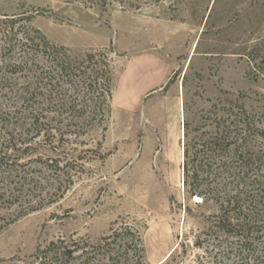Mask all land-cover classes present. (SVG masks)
I'll list each match as a JSON object with an SVG mask.
<instances>
[{
  "label": "rangeland",
  "instance_id": "obj_1",
  "mask_svg": "<svg viewBox=\"0 0 264 264\" xmlns=\"http://www.w3.org/2000/svg\"><path fill=\"white\" fill-rule=\"evenodd\" d=\"M96 2L0 0L1 19L21 18L75 56L113 52L115 68L112 117L67 146L76 160L24 127L7 133L32 146L15 157L41 206L0 209V264L59 238L97 243L122 225L140 231L147 264H222L219 207L187 195L184 149L222 136L228 103L264 113V71L249 56L264 38V0ZM11 29L0 25V45ZM151 72L161 87H147Z\"/></svg>",
  "mask_w": 264,
  "mask_h": 264
},
{
  "label": "trees",
  "instance_id": "obj_2",
  "mask_svg": "<svg viewBox=\"0 0 264 264\" xmlns=\"http://www.w3.org/2000/svg\"><path fill=\"white\" fill-rule=\"evenodd\" d=\"M22 20L0 18V25L12 27L0 45V131L6 134L0 133V209L21 206L27 214L41 206L33 201L39 187L15 153L29 152L32 146L7 133L24 127L34 134L31 141L43 137V144L55 151L65 153L69 145L75 150L82 136L95 125L106 128L112 117L115 68L113 52L75 56ZM249 56L256 70L264 71V38ZM224 112L221 137L194 151L197 146L186 142L185 190L190 198L219 207L212 218L213 233H222V264H264V113L251 114L233 102ZM144 257L140 231L122 225L97 243L53 240L19 264H147Z\"/></svg>",
  "mask_w": 264,
  "mask_h": 264
},
{
  "label": "crops",
  "instance_id": "obj_3",
  "mask_svg": "<svg viewBox=\"0 0 264 264\" xmlns=\"http://www.w3.org/2000/svg\"><path fill=\"white\" fill-rule=\"evenodd\" d=\"M154 76H155V74H153V72H151V75H147V78L152 81L151 84H149V86H147V87H150L151 89H155L157 87L158 83H162L161 85H159V87H161L163 85V83L165 82V80L160 79V81L157 83V81H154L155 80Z\"/></svg>",
  "mask_w": 264,
  "mask_h": 264
}]
</instances>
